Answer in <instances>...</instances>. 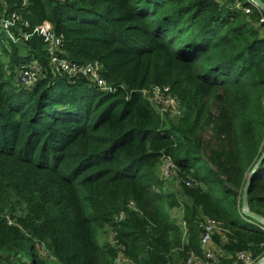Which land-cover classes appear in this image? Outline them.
<instances>
[{
	"label": "trees",
	"instance_id": "obj_1",
	"mask_svg": "<svg viewBox=\"0 0 264 264\" xmlns=\"http://www.w3.org/2000/svg\"><path fill=\"white\" fill-rule=\"evenodd\" d=\"M2 1L28 35L0 39L8 58L6 68L0 61V264H118V252L133 264H180L201 255L204 216L223 227L225 240L216 231L212 244L232 263L239 249L264 255V224L241 211L246 174L264 147L260 8L251 0ZM44 19L61 36L60 52L98 62L110 87L53 72L33 30ZM29 58L43 75L23 86L10 74ZM155 86L178 100V117L142 91ZM164 158L179 193L163 186ZM247 203L264 215V157ZM174 206L183 227L168 215ZM106 229L113 243L99 242Z\"/></svg>",
	"mask_w": 264,
	"mask_h": 264
},
{
	"label": "built area",
	"instance_id": "obj_2",
	"mask_svg": "<svg viewBox=\"0 0 264 264\" xmlns=\"http://www.w3.org/2000/svg\"><path fill=\"white\" fill-rule=\"evenodd\" d=\"M244 11L250 10L249 6L243 7ZM263 22L262 29L264 31V16L260 17ZM17 25L15 26V22ZM26 21L22 19L17 13L11 12L9 14L4 11V3L0 0V31L4 33L8 40L18 41L27 37L28 33L22 29V25H25ZM33 30L43 34L45 39V48L50 54V63L53 72L56 73H67L69 76L84 75L88 77L98 88L107 89L109 84L106 79L100 75L99 68L100 64L98 62H84L78 63L72 61L70 58L64 56L61 50V36L56 34L52 30L51 23L49 20L44 19L39 24L33 27ZM1 39V38H0ZM2 51H0V54ZM8 62L3 63V68H6ZM10 70L5 71L4 74H9ZM43 75V68L41 64L37 62L34 58H29L23 63L17 64L10 74V78L16 83L23 86L31 85L35 80L39 79ZM143 93L146 95L145 91L148 93L159 94L163 98L170 99V101L177 102L180 107L178 100L171 95L166 87L155 86L151 89H143ZM154 104V101L146 95ZM155 105V104H154ZM156 106V105H155ZM156 108L161 112L165 109L162 107L161 110L156 106ZM181 113V112H180ZM161 165L163 166L161 173L163 178L170 176V169L172 168V162L168 158L162 160ZM123 213H119L116 218H122ZM201 231L199 236V244L201 248V255L191 253L188 255L180 264H210V261L216 258L218 253V247L212 244V236L214 232L218 231L220 228V222L211 216H204L201 222ZM222 227V226H221ZM223 229V227H222ZM255 259L251 253L244 249L236 250L233 254V264H253Z\"/></svg>",
	"mask_w": 264,
	"mask_h": 264
},
{
	"label": "rangeland",
	"instance_id": "obj_3",
	"mask_svg": "<svg viewBox=\"0 0 264 264\" xmlns=\"http://www.w3.org/2000/svg\"><path fill=\"white\" fill-rule=\"evenodd\" d=\"M0 38H1V42L8 44V38H6L4 33L1 31H0ZM0 61H2V63L8 62V58L3 52L0 54ZM145 93L154 101V104L160 110L162 107H165V109L161 110V113L163 115H166L168 118H176V117H178V115L182 111L175 100H174V102H172V101H170V99L163 98L159 94H153V93L150 94L147 91H145ZM201 134L205 139H207L211 136L212 130L209 126H205L202 128ZM162 168H163V166L160 164L158 171L160 172L161 175H163L161 173ZM248 173L246 174V176H248ZM164 176H167V177H164V182H163L164 188L165 189H171V190L178 192L179 191L178 185L175 182L174 178L172 176H169V175H164ZM167 212H168V215L172 219L176 220V222L179 223V225L181 227L184 226L183 223L180 222L181 221V207L176 206L175 208H171V209L167 208ZM216 234H219L220 236L223 235L221 224H220V228L218 229ZM98 239H99L100 243H103V242L113 243L114 242L113 231L110 229L109 230L106 229L103 231L100 230V232L98 233ZM124 257L125 256L123 255L122 252H118V255L116 257L117 263L118 264H133L132 262H130L129 260H127ZM210 264H233L232 263V255L231 254L229 255V253L226 252L225 250L218 248V253L216 255V258L211 260Z\"/></svg>",
	"mask_w": 264,
	"mask_h": 264
},
{
	"label": "water",
	"instance_id": "obj_4",
	"mask_svg": "<svg viewBox=\"0 0 264 264\" xmlns=\"http://www.w3.org/2000/svg\"><path fill=\"white\" fill-rule=\"evenodd\" d=\"M251 2L253 4H255L258 8H260L264 14V2L262 0H251ZM263 157H264V147H263L260 155L258 156L257 160L255 161V163L253 164V166L249 170L248 176H247L246 181L243 185L242 193H241V211L246 216H249V217H251L257 221H260L261 223L264 224V215L250 209L248 207V203H247L248 184L250 183V181L252 179L255 168L257 167L258 163L262 160ZM262 263H264V255H262L258 259H256L253 264H262Z\"/></svg>",
	"mask_w": 264,
	"mask_h": 264
},
{
	"label": "crops",
	"instance_id": "obj_5",
	"mask_svg": "<svg viewBox=\"0 0 264 264\" xmlns=\"http://www.w3.org/2000/svg\"><path fill=\"white\" fill-rule=\"evenodd\" d=\"M176 206H174V207H171V208H175ZM177 207H181V223H183V225H184V220H183V218H182V214H183V210H182V206H177ZM170 208V209H171ZM171 215V214H170ZM221 239L224 241L225 240V238H224V235H221ZM229 255H230V253H229ZM124 258H126V257H124ZM127 259V258H126ZM128 260V259H127Z\"/></svg>",
	"mask_w": 264,
	"mask_h": 264
}]
</instances>
